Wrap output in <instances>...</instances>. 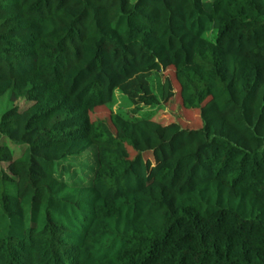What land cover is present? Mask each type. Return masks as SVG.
<instances>
[{
  "label": "trees",
  "instance_id": "obj_1",
  "mask_svg": "<svg viewBox=\"0 0 264 264\" xmlns=\"http://www.w3.org/2000/svg\"><path fill=\"white\" fill-rule=\"evenodd\" d=\"M0 264H264V0H0Z\"/></svg>",
  "mask_w": 264,
  "mask_h": 264
},
{
  "label": "rangeland",
  "instance_id": "obj_2",
  "mask_svg": "<svg viewBox=\"0 0 264 264\" xmlns=\"http://www.w3.org/2000/svg\"><path fill=\"white\" fill-rule=\"evenodd\" d=\"M153 87L161 97V105L156 108L144 107L143 110L153 114L154 119H158L163 123L179 122L186 129L199 128L202 126L199 110H187L182 106L179 97V85L175 79V71L173 67L156 73L153 76ZM24 101L20 102L23 103ZM132 106L128 105L125 98L118 91L109 105L96 107L91 113L92 121L103 120L110 124V115L113 112L130 111ZM157 156L153 153L144 157V171L150 172L154 169Z\"/></svg>",
  "mask_w": 264,
  "mask_h": 264
}]
</instances>
